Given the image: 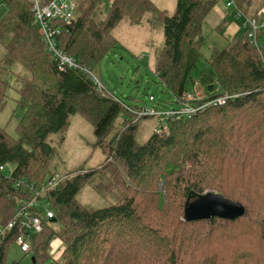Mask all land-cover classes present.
Segmentation results:
<instances>
[{"label":"trees","instance_id":"16d2710c","mask_svg":"<svg viewBox=\"0 0 264 264\" xmlns=\"http://www.w3.org/2000/svg\"><path fill=\"white\" fill-rule=\"evenodd\" d=\"M218 1L177 0L175 13L169 14L152 0H113L103 17L105 0H85L71 31L60 36V47L94 72L117 47L119 23L140 24L151 13L164 27L155 72L170 97L178 98L193 80L203 20ZM4 2L0 111L12 88L20 95L22 114L17 137L0 126V165H15L12 175L0 174V226L15 217L17 199L24 197L23 188L15 187L18 180L39 185L57 174L58 152L49 137L66 133L73 115L93 124L95 145L105 154L95 169L77 168L48 192L63 229L44 223L33 237V261L45 264L51 242L59 238L65 245L60 264H264V48L258 50L243 34L227 48L215 49L201 83L209 90L218 80L221 90L213 96L235 97L172 122L168 135L152 133L139 142L141 119L126 120L133 115L118 96L108 88L99 93L87 73L59 68L42 42L30 0ZM236 2L249 13L251 0ZM17 64L30 76L20 78ZM120 116L122 127L108 139ZM103 172H110L109 183L95 184ZM89 185L99 194L117 188L119 200L87 206L78 194ZM209 190L242 204L245 214L191 219V204ZM19 233L15 228L0 237V264H6Z\"/></svg>","mask_w":264,"mask_h":264},{"label":"rangeland","instance_id":"374dc122","mask_svg":"<svg viewBox=\"0 0 264 264\" xmlns=\"http://www.w3.org/2000/svg\"><path fill=\"white\" fill-rule=\"evenodd\" d=\"M160 9L167 10L169 14L176 11L177 0H152ZM252 5L249 13H257L264 6V0H251ZM85 3V0H80ZM104 16L109 12V0H105ZM8 7L4 0H0V19L5 18ZM246 19L243 15H237L234 8L226 4V0H219L214 8L205 16L202 24L203 43L201 45V56L197 61L196 68L192 76L193 80L188 85V90L202 91L203 86H194V82H202L201 74L205 68L209 67V59L215 49L227 48L231 41L239 35H246ZM118 38L117 47L105 56L99 67L94 72L99 76L106 87L118 96L121 101L127 104L145 103L148 101L149 94L157 95L162 99H170L169 90L158 80L155 72L156 54L164 43V27L160 20L154 19L151 13L145 14L140 24H131L124 19L114 30ZM4 53V48L0 47V55ZM17 75L20 78L30 76L29 71L21 64L16 65ZM20 95L12 88L6 98V105L0 111V126L6 127L7 131L17 137L16 127L18 118L22 110L17 107ZM120 116L116 121V126L110 132V139L117 129L122 127ZM156 124L154 118H142L138 125V140L144 142L153 133ZM65 140H61V136ZM50 143L57 149L53 169L61 177H65L77 168L93 170L104 159L105 154L96 147V136L94 126L80 115L71 117V125L66 133H54L49 137ZM12 165V164H10ZM7 166L5 175L11 171V166ZM172 167H169V171ZM110 172L97 174V182L109 183ZM161 182V181H160ZM158 183L161 190L162 182ZM104 184V185H105ZM93 185V184H92ZM94 186V185H93ZM120 192L117 188L105 194L97 193L92 186H86L79 194L78 199L90 207H105L116 203L119 200ZM51 209L54 208L48 202ZM56 231H61L63 226L60 222L54 224ZM55 238L51 242L49 253L51 258L45 264L62 261V253L65 245L62 241ZM56 260V261H55ZM56 262V263H57ZM41 264L33 261L32 253H24L19 245L14 242L8 250L6 264Z\"/></svg>","mask_w":264,"mask_h":264},{"label":"built area","instance_id":"2783aa9c","mask_svg":"<svg viewBox=\"0 0 264 264\" xmlns=\"http://www.w3.org/2000/svg\"><path fill=\"white\" fill-rule=\"evenodd\" d=\"M34 22L40 30V36L46 51L51 54L58 63L61 70L64 68L78 69L91 76V79L99 93H106L107 87L102 79L90 68L81 65L78 60L67 54L61 47L59 38L64 33H69L74 25V19L78 13L80 0H30ZM110 4L113 0H109ZM230 8L236 10L237 15H243L246 19V36L250 42L258 49L264 48V6L255 15H247L237 5L236 0H226ZM194 86H203L201 82H194ZM221 84L217 80L211 89L203 86L202 91L186 90L180 97L170 99H159L154 94H149L145 103L127 104L122 103L133 115L131 118H154L156 124L153 133L157 135H168L171 133V123L174 121L191 119L195 114L204 110L210 105L225 104L229 98L235 95L213 96L220 92ZM10 163L0 165V174H5ZM11 171L7 176L13 174L15 165H10ZM64 177L56 174L48 178L42 184H34L27 178L18 180L16 188H23L24 197L17 199L15 217L5 225L0 226V237L7 231L15 228L20 230L16 238V243L24 253H32L33 237L43 230L44 223L55 224L57 219L55 211L48 206V192L56 188ZM31 192V194H29ZM51 204V203H50ZM56 220V221H54Z\"/></svg>","mask_w":264,"mask_h":264},{"label":"water","instance_id":"95a60500","mask_svg":"<svg viewBox=\"0 0 264 264\" xmlns=\"http://www.w3.org/2000/svg\"><path fill=\"white\" fill-rule=\"evenodd\" d=\"M207 192L206 195L191 204L188 210L191 219L212 218L215 216L235 219L245 214L246 210L242 204L228 199L221 192L210 190Z\"/></svg>","mask_w":264,"mask_h":264},{"label":"crops","instance_id":"0c3cea01","mask_svg":"<svg viewBox=\"0 0 264 264\" xmlns=\"http://www.w3.org/2000/svg\"><path fill=\"white\" fill-rule=\"evenodd\" d=\"M57 240L61 241V239H59V238Z\"/></svg>","mask_w":264,"mask_h":264}]
</instances>
